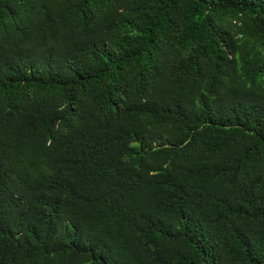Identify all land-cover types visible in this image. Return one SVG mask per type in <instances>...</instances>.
<instances>
[{"label":"trees","instance_id":"trees-1","mask_svg":"<svg viewBox=\"0 0 264 264\" xmlns=\"http://www.w3.org/2000/svg\"><path fill=\"white\" fill-rule=\"evenodd\" d=\"M0 264H264V0H0Z\"/></svg>","mask_w":264,"mask_h":264}]
</instances>
